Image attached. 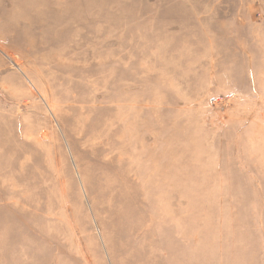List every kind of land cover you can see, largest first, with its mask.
Wrapping results in <instances>:
<instances>
[{"label": "rangeland", "instance_id": "rangeland-1", "mask_svg": "<svg viewBox=\"0 0 264 264\" xmlns=\"http://www.w3.org/2000/svg\"><path fill=\"white\" fill-rule=\"evenodd\" d=\"M0 264H264V0H0Z\"/></svg>", "mask_w": 264, "mask_h": 264}]
</instances>
